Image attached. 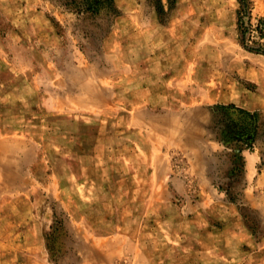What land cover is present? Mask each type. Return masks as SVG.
I'll return each mask as SVG.
<instances>
[{
    "label": "rangeland",
    "instance_id": "obj_1",
    "mask_svg": "<svg viewBox=\"0 0 264 264\" xmlns=\"http://www.w3.org/2000/svg\"><path fill=\"white\" fill-rule=\"evenodd\" d=\"M248 4L242 41L239 0H0V264H264V0ZM81 86L101 110H55Z\"/></svg>",
    "mask_w": 264,
    "mask_h": 264
},
{
    "label": "trees",
    "instance_id": "obj_2",
    "mask_svg": "<svg viewBox=\"0 0 264 264\" xmlns=\"http://www.w3.org/2000/svg\"><path fill=\"white\" fill-rule=\"evenodd\" d=\"M50 2L56 1V0H49ZM62 5L69 11L75 10L76 12H89L91 14H98L105 10H113V0H61ZM175 3V0H167V4L169 7H172V5ZM240 10L241 13H239V19H238V27L241 35V40L243 41L246 33H247V26L249 23V7H248V0H239ZM158 10V8H157ZM160 12V11H159ZM242 15V16H241ZM247 18L246 20H243V18ZM244 18V19H245ZM257 31L259 32L260 36L264 38V20H259L257 23ZM253 51L257 53L264 54V50L257 48L252 49ZM246 116L250 120V124L254 125V120L251 119L249 113L244 112Z\"/></svg>",
    "mask_w": 264,
    "mask_h": 264
},
{
    "label": "crops",
    "instance_id": "obj_3",
    "mask_svg": "<svg viewBox=\"0 0 264 264\" xmlns=\"http://www.w3.org/2000/svg\"><path fill=\"white\" fill-rule=\"evenodd\" d=\"M145 14L143 12H135L134 14H131V22H133V26H138L139 28H141L142 26V20L144 19V16ZM37 16H40L39 14H37ZM154 19V18H153ZM155 20V19H154ZM153 22V26H155V22L152 20ZM132 26V25H131ZM136 27H134V29H137ZM60 77V76H59ZM74 80H76V82L78 84H82V83H86V80L80 78V77H76L74 78ZM85 81V82H83ZM87 83L88 84H91V78L87 80ZM81 90H79V93L73 97V101L70 102L69 101V106L67 104V102H63L60 104V108H55V110H61L63 111L64 109L68 108V107H71V105L73 107L72 110H75V111H78V112H81V113H90V112H93L95 110H101L102 107L99 106L100 102H99V97L97 96H94L93 95V91L91 89V86H81L80 88ZM68 100H71V97L67 98ZM105 104V103H104ZM105 106H108L107 104ZM104 106V107H105ZM103 107V108H104ZM130 115H131V111L128 112ZM132 122V123H131ZM132 124V125H131ZM146 124H149L147 126H154L156 127L155 124H153L151 121H146L144 118H132V121H131V117H130V120L128 122H126V130H131V126L133 127H142L143 125L145 126Z\"/></svg>",
    "mask_w": 264,
    "mask_h": 264
}]
</instances>
